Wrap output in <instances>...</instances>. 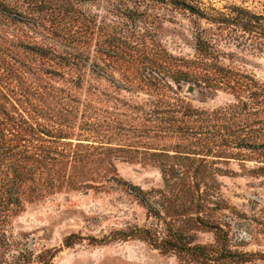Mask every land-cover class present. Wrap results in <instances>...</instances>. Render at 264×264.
<instances>
[{
  "label": "rangeland",
  "instance_id": "374dc122",
  "mask_svg": "<svg viewBox=\"0 0 264 264\" xmlns=\"http://www.w3.org/2000/svg\"><path fill=\"white\" fill-rule=\"evenodd\" d=\"M183 1L0 0V264H264V0Z\"/></svg>",
  "mask_w": 264,
  "mask_h": 264
},
{
  "label": "trees",
  "instance_id": "16d2710c",
  "mask_svg": "<svg viewBox=\"0 0 264 264\" xmlns=\"http://www.w3.org/2000/svg\"><path fill=\"white\" fill-rule=\"evenodd\" d=\"M174 2H175V4H178L180 6L189 7L187 5V3L185 1H183V0H174ZM199 48H201V50L203 49V47H202V40H199ZM74 237H76L75 234H72V235H70L68 237V239H67V245L68 246H71L75 242L74 241Z\"/></svg>",
  "mask_w": 264,
  "mask_h": 264
}]
</instances>
